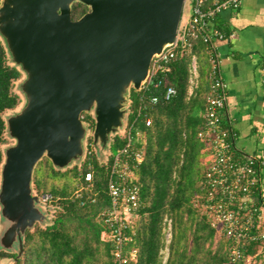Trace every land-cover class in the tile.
Returning a JSON list of instances; mask_svg holds the SVG:
<instances>
[{"label": "trees", "instance_id": "1", "mask_svg": "<svg viewBox=\"0 0 264 264\" xmlns=\"http://www.w3.org/2000/svg\"><path fill=\"white\" fill-rule=\"evenodd\" d=\"M87 10V4L75 1L72 16L78 18ZM212 24L227 35L234 32L221 14ZM194 55L199 64V85L189 96L190 65ZM163 65L166 69L158 70L140 90L131 88L126 131L113 136L106 160L100 159L92 149L89 137V151L80 164L62 170L48 157L38 161L33 183L38 193L52 194V201L46 204L53 205L55 214L45 226L36 224L33 230L27 229L24 254L14 264H24L27 259L29 264H248L247 256L257 250L258 244L244 243L245 256L233 261L231 239L212 225L203 206L205 171L213 160L210 142L199 136L205 126L211 88L207 44L202 39H189L188 43L179 44L175 55ZM21 76L20 69L9 61L0 37V170L6 142L4 114L21 102L19 93L13 89L14 82ZM169 86L176 92L166 98ZM154 96L158 97L157 102L151 100ZM83 115L93 128L92 115L86 112ZM148 118L150 125L146 124ZM223 125L230 126L226 117H223ZM129 134L133 137V149L143 146L144 158L137 162L134 154L129 157L135 176H127L126 182L134 181L139 185L141 205L126 229L130 235L125 244L129 260L123 263L114 253L115 238L105 237L103 232L110 231L104 222V211L111 204L108 183L112 164L117 152L129 143ZM45 166L48 176L56 180L49 188L45 179L37 176ZM87 171L93 173L90 182L85 178ZM67 175L77 182L59 184L57 180ZM77 189H81V195L76 194ZM166 215L172 218V237L168 243L163 232ZM165 247L169 252L164 262ZM132 249L136 250L133 258ZM16 255V252L0 249V260ZM263 255H256V263L251 264H264Z\"/></svg>", "mask_w": 264, "mask_h": 264}, {"label": "water", "instance_id": "2", "mask_svg": "<svg viewBox=\"0 0 264 264\" xmlns=\"http://www.w3.org/2000/svg\"><path fill=\"white\" fill-rule=\"evenodd\" d=\"M75 1L89 6L78 18ZM183 9L184 0H0V37L23 74L0 170V249L16 251L15 260L27 229L49 220L33 186L38 161L80 164L91 132L96 154L108 158L127 127L131 88L141 89L153 58L175 41Z\"/></svg>", "mask_w": 264, "mask_h": 264}, {"label": "built area", "instance_id": "3", "mask_svg": "<svg viewBox=\"0 0 264 264\" xmlns=\"http://www.w3.org/2000/svg\"><path fill=\"white\" fill-rule=\"evenodd\" d=\"M242 1L190 0L192 13L188 19L181 18L173 44L153 58L147 80H151L158 70L166 69L163 62L175 55L179 44H186L189 39H202L207 44L211 62V88L207 97L205 126L199 131V136L210 142L213 160L205 171L206 197L203 206L209 213L212 225L220 234L231 239L230 256L233 261L245 256L244 243L258 244L257 250L247 256L246 261L251 264L256 263V255L264 254V157L255 152L238 149L234 142V131L230 126L223 125L227 83L222 71V54L217 41L232 37L234 32L227 35L223 29L212 24L217 15L225 10L240 7ZM187 2L189 0H184V8ZM199 76V64L194 55L190 65L189 96L195 93L199 85ZM175 92V88L169 86L166 98ZM151 100L157 102L158 97L154 96ZM146 124H151L150 118L146 120ZM129 136V143L121 148L114 158L108 183L111 204L104 211V222L110 228L108 233L116 241L114 253L123 263L129 260L128 253H125V244L130 235L126 233V229L133 222L141 205L139 185L134 181L126 182L127 176L130 178L135 176L129 157L134 154L137 162L144 158L143 146L137 147V150L133 149L131 147L133 137L130 134ZM142 140L146 142L145 136ZM115 176H119L118 180H121L118 181ZM85 178L88 182L92 181V171H87ZM76 194L81 195V189H77ZM40 198L49 202L52 201V194L43 193ZM163 232L166 242H170L172 218L167 215L164 219ZM130 255L132 258L135 257L136 250L132 249Z\"/></svg>", "mask_w": 264, "mask_h": 264}, {"label": "crops", "instance_id": "4", "mask_svg": "<svg viewBox=\"0 0 264 264\" xmlns=\"http://www.w3.org/2000/svg\"><path fill=\"white\" fill-rule=\"evenodd\" d=\"M221 17L234 29L232 37L217 41L227 83L226 121L238 149L264 157V0H243Z\"/></svg>", "mask_w": 264, "mask_h": 264}, {"label": "rangeland", "instance_id": "5", "mask_svg": "<svg viewBox=\"0 0 264 264\" xmlns=\"http://www.w3.org/2000/svg\"><path fill=\"white\" fill-rule=\"evenodd\" d=\"M191 13H192V5H191L190 0H189V2H187V4H186L185 8L183 9L182 18L188 19ZM22 76H23V74H22ZM22 76H21V77H22ZM21 77H20L19 79H17V80L14 82V85H13V89H14L17 93H19V95H20V97H21V102L19 103V105H18L17 107H15V108H13V109H9V110H7V111L5 112V114H4V117L6 116V114L12 112L14 109L19 108V106L21 105V103H22V101H23V96L20 94V92H19V90H18V82H19V80L21 79ZM91 134H92V132L90 133V137H91ZM5 137H6V142L3 144V147H4L5 145H7V144H9V143H11V142L14 141L13 138H11V137H9V136L7 135V132H5ZM88 141H89V140H88ZM92 149L94 150L93 146H92ZM88 150H89V148H88ZM94 151H95V150H94ZM212 155H213V154H212ZM43 157H48V156H47V155H44ZM43 157H42V158H43ZM48 158H49V157H48ZM49 159H50V158H49ZM51 162H52V161H51ZM73 165H74V164H73ZM71 166H72V165H71ZM68 167H70V166H68ZM68 167H66V168H62V170L67 169ZM40 169H41V168H40ZM42 170H43V171H42ZM42 170H41V172H38V173H37V176L43 177V179H45V181H46V187L49 188L50 185H51V183H52L53 181H56V180L48 176V171H49V170H48V167H47V166H45ZM33 176H34V175H33ZM57 181H58V183L61 184V185L64 184V183H67V182H68V183H74V184L77 182V181L75 182V180H74L71 176H69V175L64 176L63 178H60V179L57 180ZM33 186H34L35 192H37V189L35 188L34 183H33ZM37 193H38V192H37ZM38 194H39V195H42V194H40V193H38ZM44 202H45V201H44ZM49 202H50V201H49ZM45 203H46V202H45ZM46 211H47V213H48V215H49V220H47V221L44 222V223L37 222L36 224H38V225H40V226H45L47 223L50 222L51 218H52V217L54 216V214H55V208H53V205L47 206V204H46ZM36 224H35V225H36ZM35 227H36V226H34L33 228H31V230H33ZM0 229H1V224H0ZM103 234H104L105 237H111V234L108 233L107 231H104ZM24 243H25V242H24ZM24 245H25V244H24ZM167 245H168V244H167ZM9 252H16V251H9ZM168 252H169V248H168V247H165L164 250H163V260H164V262L166 261V259H167V257H168ZM23 254H24V248H23L22 254H21L19 257L23 256ZM15 257H16V256H9V257L2 258V259L0 260V264H14V262L17 261V259L15 260ZM19 257H18V258H19ZM263 258H264V255H263ZM29 262H30V260L27 259V260L24 262V264H29Z\"/></svg>", "mask_w": 264, "mask_h": 264}]
</instances>
